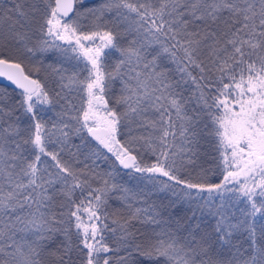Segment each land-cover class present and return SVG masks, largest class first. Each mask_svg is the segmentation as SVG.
<instances>
[{"label": "snow or ice", "instance_id": "snow-or-ice-1", "mask_svg": "<svg viewBox=\"0 0 264 264\" xmlns=\"http://www.w3.org/2000/svg\"><path fill=\"white\" fill-rule=\"evenodd\" d=\"M0 0V264H264V0Z\"/></svg>", "mask_w": 264, "mask_h": 264}, {"label": "trees", "instance_id": "trees-1", "mask_svg": "<svg viewBox=\"0 0 264 264\" xmlns=\"http://www.w3.org/2000/svg\"><path fill=\"white\" fill-rule=\"evenodd\" d=\"M3 6L4 7H11L9 0H3ZM4 90H7L9 93H13L14 91H18V90H14L12 88H9L7 86L0 84V91H4Z\"/></svg>", "mask_w": 264, "mask_h": 264}, {"label": "water", "instance_id": "water-1", "mask_svg": "<svg viewBox=\"0 0 264 264\" xmlns=\"http://www.w3.org/2000/svg\"><path fill=\"white\" fill-rule=\"evenodd\" d=\"M0 84L4 85V86H7L9 88H12L15 90V86L14 85H11L10 82L4 80L3 78H0Z\"/></svg>", "mask_w": 264, "mask_h": 264}]
</instances>
